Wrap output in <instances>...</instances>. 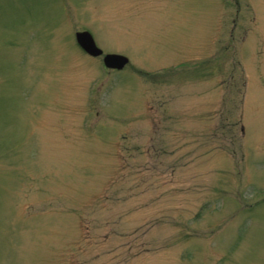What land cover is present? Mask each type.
Masks as SVG:
<instances>
[{"label": "rangeland", "instance_id": "374dc122", "mask_svg": "<svg viewBox=\"0 0 264 264\" xmlns=\"http://www.w3.org/2000/svg\"><path fill=\"white\" fill-rule=\"evenodd\" d=\"M0 264H264V0H0Z\"/></svg>", "mask_w": 264, "mask_h": 264}, {"label": "water", "instance_id": "95a60500", "mask_svg": "<svg viewBox=\"0 0 264 264\" xmlns=\"http://www.w3.org/2000/svg\"><path fill=\"white\" fill-rule=\"evenodd\" d=\"M76 36L81 46L89 53L93 55H100L103 53V50L96 45L89 31H79ZM104 62L110 68L122 69L129 62V58L122 54L109 53L105 55Z\"/></svg>", "mask_w": 264, "mask_h": 264}, {"label": "flooded vegetation", "instance_id": "af4514ba", "mask_svg": "<svg viewBox=\"0 0 264 264\" xmlns=\"http://www.w3.org/2000/svg\"><path fill=\"white\" fill-rule=\"evenodd\" d=\"M78 31H87V30H78ZM78 31H76V33L78 32ZM91 33V32H90ZM93 36V35H92ZM94 38V37H93ZM95 40V39H94ZM96 45H97V43H96ZM98 46V45H97ZM99 47V46H98ZM103 54H105L104 53V51H103ZM103 54H101V55H103ZM107 54V53H106ZM101 55H99V56H101ZM91 56V55H90ZM99 56H94V57H99ZM129 64V63H128ZM112 70H115V69H112Z\"/></svg>", "mask_w": 264, "mask_h": 264}]
</instances>
